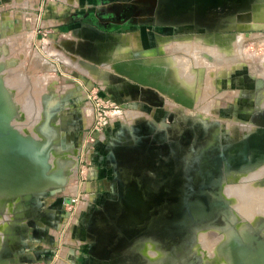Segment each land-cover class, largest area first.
I'll return each mask as SVG.
<instances>
[{
  "label": "rangeland",
  "instance_id": "374dc122",
  "mask_svg": "<svg viewBox=\"0 0 264 264\" xmlns=\"http://www.w3.org/2000/svg\"><path fill=\"white\" fill-rule=\"evenodd\" d=\"M52 1L0 0L6 125L42 154L0 264H264V0ZM130 181L179 223L120 224Z\"/></svg>",
  "mask_w": 264,
  "mask_h": 264
},
{
  "label": "water",
  "instance_id": "95a60500",
  "mask_svg": "<svg viewBox=\"0 0 264 264\" xmlns=\"http://www.w3.org/2000/svg\"><path fill=\"white\" fill-rule=\"evenodd\" d=\"M8 111L0 95V176H40L42 154L36 149L35 140L17 137L14 128L6 126ZM12 199L10 192H0V210L5 201Z\"/></svg>",
  "mask_w": 264,
  "mask_h": 264
},
{
  "label": "flooded vegetation",
  "instance_id": "af4514ba",
  "mask_svg": "<svg viewBox=\"0 0 264 264\" xmlns=\"http://www.w3.org/2000/svg\"><path fill=\"white\" fill-rule=\"evenodd\" d=\"M207 2L216 3V0H207ZM136 166V163H135ZM130 189V193L133 196L134 200L139 204V210L137 214V219H132V222H124L121 220V218L126 214V204L124 202V195L127 194L128 190ZM123 204L125 206V209L123 212L118 216L117 221L124 225V226H130L132 229H135L136 227H139L140 225L144 223H148L149 225L153 226H160L162 225H172L175 223H179L175 221V218L173 217V210L171 213V217L167 215L166 210V199L164 195L159 199H153L149 201H145L141 197V190L137 188V185L134 181H130L127 186L126 192L123 194ZM179 209H182L180 205L177 206L176 211L178 212ZM181 212V210L179 211ZM178 212V213H179ZM173 214V215H172ZM179 218H180V214ZM180 221V220H179Z\"/></svg>",
  "mask_w": 264,
  "mask_h": 264
},
{
  "label": "bare ground",
  "instance_id": "6f19581e",
  "mask_svg": "<svg viewBox=\"0 0 264 264\" xmlns=\"http://www.w3.org/2000/svg\"><path fill=\"white\" fill-rule=\"evenodd\" d=\"M187 1V0H186ZM204 2H206L207 0H203ZM219 1H222V0H216V3L217 2H219ZM264 2V1H263ZM190 4V3H189ZM213 4H215V3H213ZM198 5V4H197ZM256 6V5H255ZM261 6V5H260ZM190 7V6H189ZM188 8V7H187ZM182 9V8H181ZM262 9V8H261ZM263 9H264V7H263ZM256 10H258V9H256ZM255 10V11H256ZM182 11H183V9H182ZM263 13V12H262ZM264 15V14H263ZM259 17V16H258ZM89 30H92V29H89ZM93 34V33H92ZM96 35V34H95ZM97 36V35H96ZM96 36H95V38H96ZM94 38V37H93ZM106 40V39H105ZM263 40V39H262ZM189 45V44H188ZM190 47V46H189ZM184 48V47H183ZM182 48V49H183ZM193 48V47H192ZM195 48V47H194ZM189 49V48H188ZM183 51V50H182ZM186 51V50H185ZM188 52H189V50H188ZM191 52V51H190ZM183 53V52H182ZM171 54V53H170ZM191 54V53H190ZM172 56V55H171ZM179 56V55H178ZM177 58V57H176ZM182 58V57H181ZM182 60V59H181ZM187 60V59H186ZM174 62H175V60H174ZM182 62H183V60H182ZM127 64V63H126ZM139 64V63H138ZM141 64V63H140ZM143 64V63H142ZM176 64V63H175ZM185 64V63H184ZM194 64V63H193ZM179 65V64H178ZM126 66V65H125ZM159 66V65H158ZM176 66V65H175ZM188 66H189V64H188ZM196 66V65H195ZM228 66V65H227ZM128 67H131V66H129L128 65ZM150 67H152V66H150ZM155 67H157L156 65H155ZM177 67V66H176ZM135 68V67H134ZM185 68H187V67H185ZM126 69V68H125ZM159 70H160V68H158ZM130 70V69H129ZM133 70V69H132ZM151 70H152V68H151ZM156 70V69H155ZM162 70V69H161ZM160 70V71H161ZM122 71V70H121ZM127 71H128V69H127ZM134 71V70H133ZM141 71V70H140ZM182 71V70H181ZM180 71V72H181ZM187 71V70H186ZM3 72V71H2ZM130 73H131V71H129ZM159 72V71H158ZM189 72V71H188ZM141 73V72H140ZM182 73V72H181ZM191 73V72H190ZM189 73V74H190ZM134 74H136L135 72H134ZM144 74H146V73H144ZM156 74V73H155ZM184 74V73H183ZM185 74H186V72H185ZM188 74V73H187ZM194 73H192V75H193ZM159 75V74H158ZM134 76V75H133ZM135 76H137V75H135ZM180 76V75H179ZM132 77V76H131ZM138 77V76H137ZM194 77V76H193ZM148 78V77H147ZM186 79V78H185ZM191 79H193V78H191ZM190 80V79H189ZM135 81H136V79H135ZM143 82V81H142ZM147 82V81H146ZM148 83V82H147ZM192 83V82H191ZM187 84H190V83H187ZM163 87V86H162ZM166 86H164V88H165ZM168 88H171V87H169L168 86ZM167 88V89H168ZM164 90V89H163ZM170 90V89H169ZM167 91V90H166ZM168 92H170V91H168ZM184 101V100H183ZM6 106V105H5ZM6 109H7V106H6ZM8 111V110H7ZM14 122V121H13ZM18 122V121H17ZM19 123V122H18ZM7 126V125H6ZM17 127V126H16ZM21 128V127H20ZM20 128H17V129H19V131L20 132H22L23 134H27L26 133V131H24L25 129H23V128H21V130H20ZM215 129V128H214ZM215 131V130H214ZM28 135V134H27ZM24 136V135H23ZM17 137H20V138H22L20 135H18L17 134ZM35 137V136H34ZM26 138V137H25ZM77 161V160H76ZM76 167V166H75ZM259 171V170H258ZM261 172V171H260ZM257 173V172H256ZM255 173V174H256ZM259 173V172H258ZM262 173V172H261ZM258 175V174H257ZM249 176H250V173H249ZM49 177V176H48ZM24 179V182H27L28 184H32L35 180H37V179H39V178H37V176H29V175H5V176H0V189L1 188H4V187H6L7 185H9L10 184V182L11 181H18V180H21V179ZM246 178V177H245ZM42 181V183L43 184H45V183H48V182H51V179H49V180H41ZM239 184H241V183H239ZM227 185V184H226ZM230 185V184H229ZM237 184H235V186H236ZM242 185V184H241ZM240 185V186H241ZM249 185V184H248ZM231 186L232 185H230V188H231ZM228 187V186H227ZM239 187V186H238ZM246 187V186H245ZM241 188V187H240ZM76 189V188H75ZM233 189H235V188H233ZM238 189V188H237ZM242 189V188H241ZM240 189V190H241ZM247 189V188H246ZM253 189V188H252ZM258 189V188H257ZM244 190V189H243ZM251 190V189H250ZM262 190V189H261ZM234 191V190H233ZM236 191V190H235ZM242 191V190H241ZM247 191H248V189H247ZM253 191V190H252ZM252 191H251V193H252ZM259 191V190H258ZM230 192H232L231 190H230ZM229 192V193H230ZM239 192L240 191H238V194H239ZM257 192V191H256ZM228 193V192H227ZM236 193V192H235ZM245 193V192H244ZM246 193H248V192H246ZM245 193V194H246ZM258 193V192H257ZM226 194V193H225ZM241 194V193H240ZM239 194V195H240ZM250 194V193H249ZM230 195H233V194H230ZM238 195V196H239ZM242 195V194H241ZM256 195V194H255ZM258 195V194H257ZM228 196V195H227ZM245 196V195H244ZM252 196V195H251ZM249 197V196H248ZM243 198V197H242ZM242 198L240 199V201L242 200ZM246 198H247V196H246ZM254 196H253V200H254ZM257 198V197H256ZM263 198H264V196H263ZM237 199H239V198H237ZM244 199V198H243ZM260 199V198H259ZM253 200H252V203H253ZM249 201V200H248ZM255 201L257 202L258 201V198L256 199V200H254V204H256L255 203ZM247 202V201H246ZM250 202H251V199H250ZM249 202V203H250ZM259 202H261V200L259 201ZM240 204H241V202L239 203V205H235V206H239L240 207ZM245 204V203H244ZM247 205V204H246ZM250 205V204H249ZM253 204H251V206H252ZM242 207H243V205H241ZM261 207V206H260ZM248 208L250 209V207H248V205L246 206V208H244V209H247L248 210ZM252 208H254V207H252ZM238 209V208H237ZM243 209V208H242ZM255 209V208H254ZM252 210V209H251ZM259 210V209H258ZM264 210V209H263ZM245 212V214H246V210H244ZM261 211V210H260ZM259 211V212H260ZM241 212H242V210H241ZM250 212V211H249ZM243 213V212H242ZM241 213V214H242ZM248 213V212H247ZM262 213V212H261ZM260 213V214H261ZM249 215H250V213H249ZM243 216V215H242ZM252 216V215H251ZM250 217V216H249ZM250 218H252V217H250ZM249 223V222H248ZM227 229V228H226ZM225 229V230H226ZM211 232V231H210ZM209 232V233H210ZM211 233H213V232H211ZM208 234V233H207ZM214 234V233H213ZM200 235V234H199ZM212 235V234H211ZM211 235H209V241H210V238H212L211 237ZM213 236V235H212ZM219 238H220V236H218ZM205 238H206V236H205ZM207 238V239H208ZM229 236H228V238L225 240V241H228L229 240ZM201 239V238H200ZM215 240H216V238H215ZM205 241V240H204ZM218 240H216V242H217ZM225 241H223V242H220V243H218L219 245H217V243H215V244H209V245H207L206 246V250H207V252L209 253V254H211V255H213V256H217V255H219L220 253H221V249L223 248V246H224V244H226V243H224ZM208 242V241H207ZM235 242V241H234ZM233 242V243H234ZM232 243V244H233ZM235 247V246H234ZM202 248H203V246H202ZM229 248V247H228ZM236 248V247H235ZM224 249H226V248H224ZM223 249V250H224ZM237 250H238V248H237ZM234 251V250H233ZM236 252V251H235ZM227 254V253H226ZM235 254V253H234ZM232 257V256H231ZM234 257V256H233ZM208 262V261H207Z\"/></svg>",
  "mask_w": 264,
  "mask_h": 264
},
{
  "label": "crops",
  "instance_id": "0c3cea01",
  "mask_svg": "<svg viewBox=\"0 0 264 264\" xmlns=\"http://www.w3.org/2000/svg\"><path fill=\"white\" fill-rule=\"evenodd\" d=\"M54 4H57V5H59V4H62V3H69L70 2V0H53L52 1ZM57 5H53L51 8L55 11V10H58V8H59V6H57ZM59 10L62 12L63 11V9H61V8H59ZM58 10V11H59ZM37 11V10H36ZM52 16L53 17H57V16H59V14L58 13H54V14H52Z\"/></svg>",
  "mask_w": 264,
  "mask_h": 264
}]
</instances>
